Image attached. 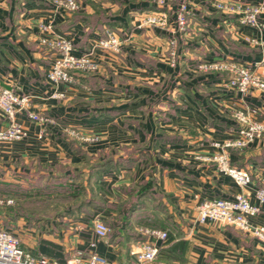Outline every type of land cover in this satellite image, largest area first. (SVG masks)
I'll return each instance as SVG.
<instances>
[{
	"label": "crops",
	"instance_id": "obj_1",
	"mask_svg": "<svg viewBox=\"0 0 264 264\" xmlns=\"http://www.w3.org/2000/svg\"><path fill=\"white\" fill-rule=\"evenodd\" d=\"M156 1L79 0V11L66 13L53 0H0V86L29 96L33 112L60 121L39 139V126L23 113L17 116L27 137L0 144V188L13 189L4 198H12L15 205L23 190L31 192L37 182L44 185L70 173L74 181L86 184L90 164L109 162L97 172L94 198L111 211L91 204L76 223L99 216L109 226L108 238L95 247L113 264H132L130 251L146 239L144 229L168 232L167 240L158 243L156 260L144 264H264V248L257 239L231 226L196 221V207L203 200L245 193L260 208L249 222L264 226V203L256 197L264 178V138L243 151L223 148L234 137L233 111L256 110L253 118L264 122V96L225 95L217 76L195 68L203 59L227 55L249 64L261 62L264 31L242 28L232 34L224 28L227 17L209 6V0H193L192 20L202 29L195 41L192 36L179 40L177 62L171 67L166 41L173 36L171 30L144 33L137 20L140 13L160 10L172 16L167 15L172 24L178 0L163 9ZM105 27L128 36L119 61L94 48ZM54 38L70 41L77 56L93 50L97 73L88 79L76 76L72 85L49 82L54 55L40 39ZM5 122L0 113V129ZM73 126L98 140L83 144L71 138L65 130ZM221 152L228 154L231 166L250 172L251 184L242 189L215 164L203 161ZM126 205L130 209L124 216L117 209ZM113 218L118 223L114 230L109 225ZM2 222L3 228L31 223L21 216ZM92 240L80 241L77 248Z\"/></svg>",
	"mask_w": 264,
	"mask_h": 264
},
{
	"label": "built area",
	"instance_id": "obj_2",
	"mask_svg": "<svg viewBox=\"0 0 264 264\" xmlns=\"http://www.w3.org/2000/svg\"><path fill=\"white\" fill-rule=\"evenodd\" d=\"M175 0H157L156 6L163 9ZM55 6L63 12L72 13L79 10L78 0H53ZM193 0H178L173 15L172 24L165 11H154L140 13L137 15L139 26L144 28H159L172 32L168 47L171 52L168 57V64L174 67L177 60V48L179 40L186 35L191 22L193 12L189 9ZM240 0H215L211 5L219 14L233 16L227 17L224 24L228 31L232 29L251 28L258 32L264 31V3L242 4ZM104 37L94 45L108 54H118L121 51L122 40L117 30L105 27ZM40 43L54 55L53 63L46 75L49 82L58 85L60 83L73 84L75 73L96 72L98 64L93 60V50L87 51L80 56L75 55L73 45L63 38L52 40L40 39ZM262 62V63H261ZM261 62L249 64L239 61L233 56L227 55L215 59H203L195 68L205 75L218 77V87L225 95H236L246 98L251 93L257 92L264 96V79L254 73L255 68L264 63V56ZM254 67V68H253ZM234 93V94H233ZM56 97L62 98L63 95ZM30 97L20 95L12 89L0 86V113L3 116L5 126L0 129V144L19 142L27 137L26 129L16 121L19 114H25L29 121L39 126L38 138L45 136L47 128L55 124L50 116L33 112L30 108ZM256 110H235L231 114L235 126L232 128L234 137L227 140L223 148L243 151L255 141L264 138V122L253 118ZM76 131V130H75ZM74 130L68 132V136L77 139L79 142H96L98 138H86ZM217 146V145H216ZM216 165L217 170L230 177L234 183L244 189L252 183L253 179L247 169L233 167L229 163L228 154L221 152L203 159ZM260 186L256 192L259 203H264V178L260 179ZM14 205L12 198L0 197V210ZM259 206L250 202L248 194L237 193L232 197L215 198L203 200L196 207V221L199 224L208 222L231 226L240 232L257 239L264 248V226H255L249 222V218L257 215ZM93 240L84 248H76L70 254L60 257H50L39 252H33L22 246L17 234L5 229L0 223V264H113L112 261L100 255L96 251V242L105 241L111 230L99 218L90 220ZM141 233L146 237L140 241L134 251H130L132 264L150 263L156 260L160 253L161 246L158 243L167 240L168 232L158 229H144Z\"/></svg>",
	"mask_w": 264,
	"mask_h": 264
},
{
	"label": "rangeland",
	"instance_id": "obj_3",
	"mask_svg": "<svg viewBox=\"0 0 264 264\" xmlns=\"http://www.w3.org/2000/svg\"><path fill=\"white\" fill-rule=\"evenodd\" d=\"M240 1H241L240 3L246 4V5L251 4V3L254 4L251 1H246V0H240ZM214 2H215V0H209L208 5L211 6ZM79 9H80V7H79ZM78 11H76V12H78ZM72 13H74V12H72ZM227 17H229V19H231L233 16H227ZM169 18L172 19V16L170 15ZM191 20H192V18H191ZM197 23H199L198 20H192L188 26V29H187L185 36H188V37L192 36L191 41H195L197 39V37H198L197 35L199 34L197 32H198L199 28L202 29V27L200 25H198ZM224 28L227 30V28H229V27H227V25L224 24ZM143 29H144L143 31H145L144 33H146L147 30L149 32H151L153 30L152 27L151 28L144 27ZM241 29L242 28L232 29L233 30L232 32L228 31V30L227 31L234 34ZM158 30L163 31V29H159V28H158ZM190 32H191V34H190ZM195 33H197V35H195ZM228 34H230V33H228ZM185 36H183V37H185ZM119 37L123 38V40L121 39L122 43H123V41L125 42L128 39V36L126 37L124 34L122 36L119 34ZM170 39H171V37L169 38V36H168V40H170ZM146 40H147V38H146ZM168 40H166L167 43H169ZM181 40L183 41V38ZM155 43L157 46L158 43H160V42L157 41ZM170 52H171V49L169 48L168 53L170 54ZM102 54H106V53L103 52ZM118 54H120V53H118ZM118 54H115V55L109 54L110 55L109 57L110 58L115 57V59L119 61L120 56H118ZM168 57H169V55H168ZM176 62H177V60H175V65H176ZM259 67H260V69H257ZM257 68L253 69L254 73L260 75L264 79V75L261 73L262 71H264V66L261 65V66H258ZM97 71L96 72H87V73H75L73 75L74 76V82L76 81L75 80L76 76H80V75L81 76H92V75L96 74ZM70 85H72V84H70ZM56 95H60V94H56ZM38 113H41L42 115H45V116H49V115L42 113V112H38ZM51 118H53V117H51ZM53 119L56 122H60L56 118H53ZM74 127L77 128V130ZM71 130H74V131L76 130L75 133H79L80 136L83 135L86 138H94L96 136V135L91 134L90 132L88 133L87 131H85L87 133L82 132L83 130L80 129V127L78 128L77 126H73L72 128H67L65 130V132L68 134V132H70ZM75 140H77V139H75ZM80 143L91 144V142L90 143L89 142H86V143L80 142ZM44 198H40L34 204H31V205H27V204H21L20 205V207H22L26 211V212H24V214L32 216V217L33 216L43 217L42 219H40L41 225H39L38 222L36 223V222L32 221L28 225H25V227H23V228L18 227V226L17 227L12 226L10 228H5V229L13 231L15 234H17L19 240L21 241L22 246L28 250H31L33 252H35V251L39 252L41 250V252H45V253L50 254V255H56V256L64 255V257L67 258L66 255L73 252V250L77 248V245L80 241L87 240V239L92 237V230H91V226H90V221L77 224L76 223L77 217L71 218L68 215H66V213H68L69 210L71 209V207L73 208L76 203L73 201L64 200L63 195H60L59 193L57 195H54L52 200H50V202L48 204H47V201L44 200ZM4 209H2V210H4ZM29 211H31V212H29ZM82 215H84V213H82ZM79 216H81V214ZM94 217L99 218L101 220V218L99 216L98 217L94 216ZM94 217H92V218H94ZM0 220H4V218L2 216H0ZM7 221H9V219ZM2 224H3V222H2ZM125 249L126 248H123L122 252L125 253Z\"/></svg>",
	"mask_w": 264,
	"mask_h": 264
},
{
	"label": "trees",
	"instance_id": "obj_4",
	"mask_svg": "<svg viewBox=\"0 0 264 264\" xmlns=\"http://www.w3.org/2000/svg\"><path fill=\"white\" fill-rule=\"evenodd\" d=\"M78 17V16H75ZM241 52H246L247 50H240ZM81 76V75H80ZM85 79H88V76H83ZM73 147L74 145L70 143ZM109 160V159H108ZM110 161V160H109ZM107 162V161H106ZM107 163H104L102 165L97 164H90V174L89 178L85 184L82 180H79L78 182L74 181L73 176L74 174L70 173L68 174V178H53L50 182H47L46 184H42L40 182H37L35 186H31V192H28L27 190L20 194L19 199L17 203L14 206L5 208L4 210H0V216L4 218V222H7V219L14 218L15 216H21L26 217L30 220V222H38L39 225H41L40 219L43 217L41 216H29L24 214L25 209L20 207L21 204H27L31 205L34 204L37 200L40 198H44L45 201H47V204L52 200L54 195H57L58 193L60 195H63V199L66 201H73L76 204L74 207L69 210L66 215L69 217L76 218L82 213L88 212V207L91 204L97 205L101 209H105V211L110 212L111 208L108 207V205L100 203L96 198H94L95 193L97 192V188L94 189V186L97 182V172L100 169H103L107 167ZM77 177V176H75ZM12 188L7 186V189L0 188V197H6L5 195H13L12 194ZM4 194V195H3ZM136 203V202H135ZM127 209V210H126ZM129 205L123 206L117 211L121 215H128ZM130 211V210H129ZM31 212V211H29ZM101 221L105 223L102 219ZM3 222V224H4ZM40 222V223H39ZM106 224V223H105ZM118 223L115 222L114 218L112 219V222L109 223L111 225V228L114 230L115 226ZM107 225V224H106ZM108 226V225H107ZM109 227V226H108ZM168 238V237H167ZM36 252V251H35Z\"/></svg>",
	"mask_w": 264,
	"mask_h": 264
}]
</instances>
